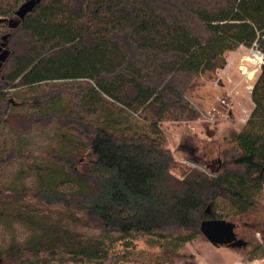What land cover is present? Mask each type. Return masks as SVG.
Instances as JSON below:
<instances>
[{
    "label": "trees",
    "instance_id": "obj_1",
    "mask_svg": "<svg viewBox=\"0 0 264 264\" xmlns=\"http://www.w3.org/2000/svg\"><path fill=\"white\" fill-rule=\"evenodd\" d=\"M25 1L0 0V129L26 133L57 123L79 139L69 157L48 151L52 171L64 166L79 189L0 187V224L30 230L23 248L0 251V264H105L118 244L148 237L177 246L200 235L203 220L241 219L257 206L264 63L251 113L213 165L173 174L160 125L196 114L197 80L222 69L226 52L256 47L264 54V0H41L19 20ZM20 93L31 95L27 112L17 111ZM63 96L74 102L69 112L41 110ZM5 152L0 162L22 157ZM244 226L263 235L252 245L264 255V224ZM160 252L152 264L169 260L170 251Z\"/></svg>",
    "mask_w": 264,
    "mask_h": 264
},
{
    "label": "rangeland",
    "instance_id": "obj_2",
    "mask_svg": "<svg viewBox=\"0 0 264 264\" xmlns=\"http://www.w3.org/2000/svg\"><path fill=\"white\" fill-rule=\"evenodd\" d=\"M224 58L222 69L205 74L197 80L191 101L196 114H192V118L186 114L182 120L166 121L160 125L164 146L171 151L175 160L172 172L177 177H181L188 166L206 169L208 165H213L220 151L230 147L233 135L243 129L253 109L251 90L260 64L254 61L251 50L244 47L226 52ZM67 85L73 84L68 82ZM30 96L27 93L19 94L16 99L17 111L29 110ZM56 102L41 110L46 112L56 109L65 114L74 105L70 96H63ZM128 120L138 132H147L137 117H128ZM184 136L188 137L187 152L179 150ZM79 145V139L65 133L57 123L48 127L38 125L26 133H18L9 125L3 126L0 129V151L7 155L4 151L15 149L22 157L0 162V187H14L24 191L50 186L64 193L77 191L78 184L70 179L64 166H59L58 171H52L54 160L48 151L55 148L69 157ZM190 151L191 155L188 153ZM256 202L257 206L247 216L226 219L234 225L237 239L250 242L249 246L240 249L215 247L201 234L177 246L138 237L128 247L118 244L115 254L111 256L116 259L105 264H152L161 254L162 248L170 251L169 260L164 264H264V255L253 252L252 245L261 242L263 235L252 233L244 226L247 220L264 224V191L256 197ZM58 218L65 220L67 215L60 212ZM10 224L9 227L0 224V251L7 250L10 244L23 248L30 237V230L24 224L16 221ZM121 255L124 257L120 258ZM48 262L45 260L43 264ZM28 263L25 260L24 264Z\"/></svg>",
    "mask_w": 264,
    "mask_h": 264
},
{
    "label": "water",
    "instance_id": "obj_3",
    "mask_svg": "<svg viewBox=\"0 0 264 264\" xmlns=\"http://www.w3.org/2000/svg\"><path fill=\"white\" fill-rule=\"evenodd\" d=\"M41 0H26L23 2L15 12V16L19 20H24L25 17L35 8ZM1 22V21H0ZM4 44L0 45V59L2 57V48ZM183 143H181L179 150L188 151L186 145L188 144V137L184 136ZM182 147V148H181ZM191 155V151L188 152ZM199 231L201 235L215 247H229V248H244L247 245L246 241L237 239L234 232V225L224 219H206L200 223Z\"/></svg>",
    "mask_w": 264,
    "mask_h": 264
},
{
    "label": "built area",
    "instance_id": "obj_4",
    "mask_svg": "<svg viewBox=\"0 0 264 264\" xmlns=\"http://www.w3.org/2000/svg\"><path fill=\"white\" fill-rule=\"evenodd\" d=\"M251 50L254 61L260 64V66L264 63V54L259 51L256 47L249 48Z\"/></svg>",
    "mask_w": 264,
    "mask_h": 264
},
{
    "label": "flooded vegetation",
    "instance_id": "obj_5",
    "mask_svg": "<svg viewBox=\"0 0 264 264\" xmlns=\"http://www.w3.org/2000/svg\"><path fill=\"white\" fill-rule=\"evenodd\" d=\"M2 43H0V45H1ZM5 47V46H4ZM4 47L2 48V52L4 51Z\"/></svg>",
    "mask_w": 264,
    "mask_h": 264
}]
</instances>
